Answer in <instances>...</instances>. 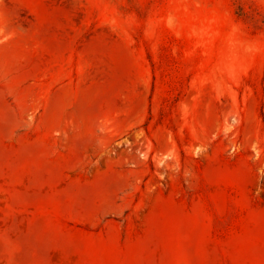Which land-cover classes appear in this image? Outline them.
Wrapping results in <instances>:
<instances>
[{
  "label": "rangeland",
  "instance_id": "1",
  "mask_svg": "<svg viewBox=\"0 0 264 264\" xmlns=\"http://www.w3.org/2000/svg\"><path fill=\"white\" fill-rule=\"evenodd\" d=\"M0 264H264V0H0Z\"/></svg>",
  "mask_w": 264,
  "mask_h": 264
}]
</instances>
